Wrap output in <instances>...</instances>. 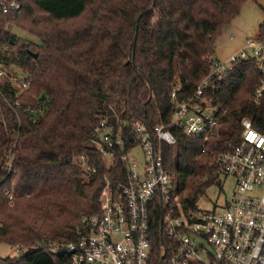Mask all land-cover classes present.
Returning a JSON list of instances; mask_svg holds the SVG:
<instances>
[{"label":"trees","instance_id":"16d2710c","mask_svg":"<svg viewBox=\"0 0 264 264\" xmlns=\"http://www.w3.org/2000/svg\"><path fill=\"white\" fill-rule=\"evenodd\" d=\"M20 1V13L0 18V68L15 65L29 82L21 89L6 70L0 83V243L19 251L0 264H71L44 246L76 240L82 218L99 211L104 176L126 182L127 151L118 150L108 169L93 129L103 117L116 129L132 120L150 129L168 122L173 85L183 87L180 100L195 92L224 27L249 0ZM13 26L38 43L20 40ZM256 38L264 40V20ZM259 77L254 60H239L215 82L213 98L227 110L223 139H238L244 117L264 123V100H251ZM173 131L177 143L164 146V157L182 208L192 210L216 174L201 144ZM83 154L97 168L87 181L75 160Z\"/></svg>","mask_w":264,"mask_h":264},{"label":"built area","instance_id":"2783aa9c","mask_svg":"<svg viewBox=\"0 0 264 264\" xmlns=\"http://www.w3.org/2000/svg\"><path fill=\"white\" fill-rule=\"evenodd\" d=\"M21 11L20 0H0V18ZM250 59L260 74L251 100L260 105L264 40L255 38L247 39L227 61L213 58L209 75L182 100L183 87L177 81L170 92L174 108L168 122L150 129L132 120L116 129L103 117L93 129V143L108 169L116 164L118 150L127 151L122 157L126 182L116 175L104 176L99 211L82 218L76 240L49 241L44 247L57 256H69L71 264H264V123L255 126L244 117L238 139L229 142L220 127L227 110L213 98L220 90L215 82L223 81L235 62ZM5 75L1 67L0 83ZM11 80L21 89L29 86L26 75ZM173 128L201 144L216 174L192 210L182 208L177 175L164 157V146L177 143ZM138 149L142 159L136 155ZM75 160L87 177L97 172L87 155ZM228 177L236 182L233 192L222 204L203 208L200 199Z\"/></svg>","mask_w":264,"mask_h":264},{"label":"rangeland","instance_id":"374dc122","mask_svg":"<svg viewBox=\"0 0 264 264\" xmlns=\"http://www.w3.org/2000/svg\"><path fill=\"white\" fill-rule=\"evenodd\" d=\"M264 20V0H249L247 1L240 12V14L228 23L220 37L217 39L215 46V58L221 61H227L232 54L237 52L246 42L247 39H255L259 32V27ZM11 31L20 39L33 41L38 43L36 36L30 34L22 28L13 26ZM234 35L235 40H231L230 36ZM11 51L16 50V46L8 48ZM5 68V66H3ZM5 70H10L12 73H16L18 77H23L25 74L21 68L12 65L6 67ZM136 155L139 159H142V152L138 149ZM86 175V174H85ZM88 177L85 176L84 181H87ZM236 186V182L232 177L227 179H221L218 184H214L207 192L205 196L200 199V205L205 209H211L214 203L222 204L229 196ZM18 248L9 246L4 243H0V256H18Z\"/></svg>","mask_w":264,"mask_h":264},{"label":"crops","instance_id":"0c3cea01","mask_svg":"<svg viewBox=\"0 0 264 264\" xmlns=\"http://www.w3.org/2000/svg\"><path fill=\"white\" fill-rule=\"evenodd\" d=\"M232 36H234V35H231V36H230V39H231V40H235V39H236L235 36H234V39L232 38ZM215 54H216V52H215Z\"/></svg>","mask_w":264,"mask_h":264}]
</instances>
